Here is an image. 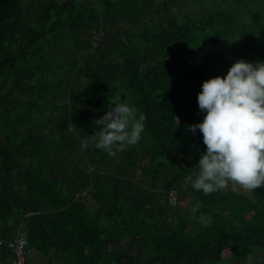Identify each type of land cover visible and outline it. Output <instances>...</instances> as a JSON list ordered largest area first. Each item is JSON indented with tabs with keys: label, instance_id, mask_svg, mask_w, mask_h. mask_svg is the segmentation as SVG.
I'll use <instances>...</instances> for the list:
<instances>
[{
	"label": "trees",
	"instance_id": "16d2710c",
	"mask_svg": "<svg viewBox=\"0 0 264 264\" xmlns=\"http://www.w3.org/2000/svg\"><path fill=\"white\" fill-rule=\"evenodd\" d=\"M197 1L177 15V0H0V264L20 232L47 264L264 254V186L194 191L205 146L187 131L202 81L264 60V0ZM115 94L144 130L108 155L91 135ZM172 190L186 207L169 204Z\"/></svg>",
	"mask_w": 264,
	"mask_h": 264
},
{
	"label": "clouds",
	"instance_id": "9594fccd",
	"mask_svg": "<svg viewBox=\"0 0 264 264\" xmlns=\"http://www.w3.org/2000/svg\"><path fill=\"white\" fill-rule=\"evenodd\" d=\"M109 107L93 122L98 130L91 143L108 155L125 150L140 140L144 115L120 94L106 97ZM202 118L187 126L201 134L205 146L195 163L196 172L188 177L194 191L208 194L229 182L244 190L264 186V60L236 59L223 77L202 81L196 94ZM89 140L81 142V150ZM259 257V259H258ZM264 254L247 257V264H261Z\"/></svg>",
	"mask_w": 264,
	"mask_h": 264
},
{
	"label": "rangeland",
	"instance_id": "374dc122",
	"mask_svg": "<svg viewBox=\"0 0 264 264\" xmlns=\"http://www.w3.org/2000/svg\"><path fill=\"white\" fill-rule=\"evenodd\" d=\"M178 4L177 6H175L173 8V12L174 14L180 15L182 13H188L190 15L194 14V13H199L204 6H199V3L197 0H177ZM224 2V0H218L217 4H220ZM232 189L236 192H241L247 195H250L251 191L248 190H244L241 186H239L238 184H234L229 182V184H227L223 189ZM88 204H91V200L87 199ZM177 201H179L183 207H186L188 204V195L186 194L184 197H182V199H179V197L177 198ZM36 252H30L27 255V260H28V264H47L46 261L47 259L45 257L39 256V254ZM256 256V255H255ZM259 259V257H258ZM255 261V258H254ZM50 264H58L56 262H50ZM62 264V263H61Z\"/></svg>",
	"mask_w": 264,
	"mask_h": 264
},
{
	"label": "built area",
	"instance_id": "2783aa9c",
	"mask_svg": "<svg viewBox=\"0 0 264 264\" xmlns=\"http://www.w3.org/2000/svg\"><path fill=\"white\" fill-rule=\"evenodd\" d=\"M178 195L176 191L172 190L168 193V202L171 205H176ZM3 242L0 240V245ZM7 247L13 253L12 264H26L27 255L30 253L27 239L24 233L20 232L16 237L6 242Z\"/></svg>",
	"mask_w": 264,
	"mask_h": 264
},
{
	"label": "crops",
	"instance_id": "0c3cea01",
	"mask_svg": "<svg viewBox=\"0 0 264 264\" xmlns=\"http://www.w3.org/2000/svg\"><path fill=\"white\" fill-rule=\"evenodd\" d=\"M253 261H254V258H253ZM219 264H232V263H229V262H221ZM235 264H247V260H245L243 262L235 263Z\"/></svg>",
	"mask_w": 264,
	"mask_h": 264
}]
</instances>
